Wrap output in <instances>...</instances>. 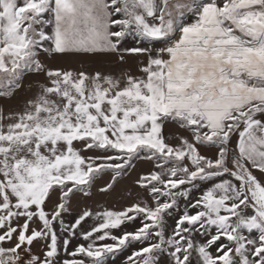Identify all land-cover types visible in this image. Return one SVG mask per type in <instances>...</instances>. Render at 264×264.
Segmentation results:
<instances>
[{
	"label": "snow or ice",
	"instance_id": "snow-or-ice-1",
	"mask_svg": "<svg viewBox=\"0 0 264 264\" xmlns=\"http://www.w3.org/2000/svg\"><path fill=\"white\" fill-rule=\"evenodd\" d=\"M0 98V264H264V0H0Z\"/></svg>",
	"mask_w": 264,
	"mask_h": 264
},
{
	"label": "crops",
	"instance_id": "crops-1",
	"mask_svg": "<svg viewBox=\"0 0 264 264\" xmlns=\"http://www.w3.org/2000/svg\"><path fill=\"white\" fill-rule=\"evenodd\" d=\"M79 63L78 60L74 59H56V60H50L49 65L50 67H75ZM42 79V77H35V76H29L26 78L25 83H27L28 80L30 79ZM0 106H3L5 111L7 112L8 110L16 109L18 106L15 102H8L4 98H0ZM152 165L149 162L145 161H138L136 163V168L133 169L129 175L126 177L122 178L120 183L116 186V192L113 193L111 196H101L98 195L96 199H102L103 201V207H120L124 205L125 203H120V205L114 200L113 198H116L118 201V198H124L128 196V191L131 190L132 188V181H134L137 178V175L139 173H146L151 169ZM101 206V208H102ZM97 207H100L98 205Z\"/></svg>",
	"mask_w": 264,
	"mask_h": 264
},
{
	"label": "rangeland",
	"instance_id": "rangeland-1",
	"mask_svg": "<svg viewBox=\"0 0 264 264\" xmlns=\"http://www.w3.org/2000/svg\"><path fill=\"white\" fill-rule=\"evenodd\" d=\"M97 200L99 201V204L98 205H100V207H101L104 204L103 201H102V199L99 198ZM112 200L113 201L115 200L120 205V203H126V202H128L129 201V197L126 196L124 198H118V201H117L116 198H113ZM129 230H131V229H129ZM130 254H131V250H128V251L124 252L123 254L119 255L115 260H110L109 261V264H124V262L126 260V257L128 255H130Z\"/></svg>",
	"mask_w": 264,
	"mask_h": 264
}]
</instances>
